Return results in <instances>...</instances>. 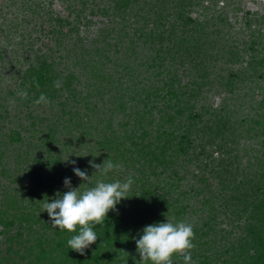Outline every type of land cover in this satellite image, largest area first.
<instances>
[{
  "label": "rangeland",
  "instance_id": "rangeland-1",
  "mask_svg": "<svg viewBox=\"0 0 264 264\" xmlns=\"http://www.w3.org/2000/svg\"><path fill=\"white\" fill-rule=\"evenodd\" d=\"M116 1L0 0V210L24 205L41 215L33 224L16 222L8 230L0 223L5 264H25L34 259L27 247L38 236L56 237L43 203L68 190L65 178L74 188L84 183L74 167L90 177L81 191L101 179L123 182L136 173L119 161L118 171L101 177L89 162L106 160L99 143L105 135L114 131L125 140V129L135 124L134 106L140 107L147 90L161 86L169 74L197 89L196 105L207 109L193 132L191 158L175 164L183 177L180 189L206 177L209 195L217 197V246L227 235L237 240L247 223L259 221L252 202L261 192L252 187L264 165V0H139L124 11L114 7ZM176 6L195 20L181 21ZM154 30L156 36H149ZM157 56L161 65L154 62ZM41 62L50 65L47 105L34 102L39 98L31 83ZM160 68L164 73L158 76ZM24 89L26 99L17 95ZM217 113L225 122L221 129ZM202 148L208 157L197 156ZM240 193L248 209L235 200ZM207 195L205 190L188 199L186 222L200 227L209 219L202 207ZM117 210L133 222L151 217L156 207L125 198Z\"/></svg>",
  "mask_w": 264,
  "mask_h": 264
},
{
  "label": "trees",
  "instance_id": "trees-1",
  "mask_svg": "<svg viewBox=\"0 0 264 264\" xmlns=\"http://www.w3.org/2000/svg\"><path fill=\"white\" fill-rule=\"evenodd\" d=\"M133 1L139 0H117L114 7L124 11ZM175 10L181 21L188 24L195 20L192 15L185 14L189 11L183 6H176ZM155 31H150L149 36H156ZM161 34L157 33L159 36H162ZM184 40L186 38L181 42L183 43ZM154 62L161 65L163 58L157 56ZM38 69L35 72L32 70L34 74L31 77V83L36 88V95L39 98L41 94L49 92L47 89L51 76L49 75L50 65L47 63L41 62ZM163 73L162 68L158 69V76ZM34 81H38L39 88ZM199 95L197 89L180 85L176 77L169 74L163 79L161 86L153 85L152 90H147L141 100L142 107L134 106L131 115L134 116L135 124L132 129H125L124 141H121L122 138L120 139L112 131L114 136L105 135L99 142L107 150L104 153L105 159L112 160L114 164L121 161L124 167L136 168V173L132 174L134 187L128 193V198L132 202L137 201L144 208L150 209L151 206H155L156 211L151 214V217L144 215L140 220L131 222L122 216L116 206L115 210L108 213V218L102 225L95 226L98 240L85 250L84 255L67 246V240L77 233L60 231L56 228V237L38 236L35 244L27 247L30 253L34 254V259H29L25 264H139L140 257L135 240L142 233L137 232L136 227L141 224L145 227L166 222L170 217L173 222L186 221L190 205L188 199L191 196H199L205 190L208 191V195L202 199V207L208 209L210 215L209 219L203 221V226L193 224L195 238H199L194 239L196 249L191 251L196 264H264V165L259 167L253 177L252 189L261 192V196L256 195V201L252 202L253 211L260 213L258 223L255 225L247 223L245 234L235 241H230L227 235L225 243L220 246H217L219 241L213 226L218 211L214 203L217 197L213 194L209 195L211 189L206 177L203 175L198 177V185H192L189 189H180L183 177L180 176L175 164L179 159L191 158L194 144L193 132L203 118L205 109L203 104L199 107L196 105ZM120 104L124 106L126 103L120 102ZM155 110L158 114L154 112ZM215 117L217 127L221 129L225 124L223 116L217 113ZM256 121L257 124L261 123L259 119ZM124 125L125 123L121 124L123 128H125ZM205 150L206 148L199 150L196 153L197 156L206 154L208 157L209 154ZM136 164H138L137 167H135ZM43 166L40 160L39 167ZM223 171L227 172V167ZM235 200L243 203V207L248 209L250 204L245 201L242 193L237 194ZM222 204L218 205L224 206ZM13 208L17 209V211L13 210L15 213L10 212ZM35 213L34 207L27 210L24 205L19 207L11 204L0 210V223L4 225V230H8L16 222L22 224L26 221L33 224L40 220L41 216ZM208 250L213 251V255L206 253ZM173 260L174 264L178 262L183 264L180 256H174ZM0 264H5V260L0 259Z\"/></svg>",
  "mask_w": 264,
  "mask_h": 264
},
{
  "label": "clouds",
  "instance_id": "clouds-1",
  "mask_svg": "<svg viewBox=\"0 0 264 264\" xmlns=\"http://www.w3.org/2000/svg\"><path fill=\"white\" fill-rule=\"evenodd\" d=\"M34 82L39 88L38 81ZM17 95L26 99L28 92L24 89ZM34 102L37 105L51 103L45 94H41ZM71 163L75 165L76 162ZM89 163L101 177H106L108 173L118 171L122 167L110 159H106L103 164H96L94 161ZM73 171L84 183L74 188L70 178H65L64 185L68 190L62 194L57 192L52 202L44 200L43 212L48 213L53 228L77 233L67 240V246L84 255L85 250L98 240L95 226L102 225L108 218V213L115 210L122 199L129 197L128 193L134 181L131 176L123 182L120 180L106 182L101 179L94 186L83 187L81 191L90 177L86 170L82 171L78 167H74ZM194 239L193 225L184 220L173 222L167 218V222L145 226L142 234L135 240L140 257L139 264H174V256L182 257L183 264H196L191 255L195 248Z\"/></svg>",
  "mask_w": 264,
  "mask_h": 264
}]
</instances>
